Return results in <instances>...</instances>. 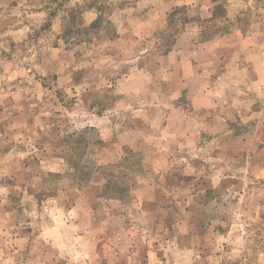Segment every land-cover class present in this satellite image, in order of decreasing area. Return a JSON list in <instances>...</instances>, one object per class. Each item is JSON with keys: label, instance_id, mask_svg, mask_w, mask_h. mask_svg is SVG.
I'll return each mask as SVG.
<instances>
[{"label": "rangeland", "instance_id": "1", "mask_svg": "<svg viewBox=\"0 0 264 264\" xmlns=\"http://www.w3.org/2000/svg\"><path fill=\"white\" fill-rule=\"evenodd\" d=\"M0 264H264V0H0Z\"/></svg>", "mask_w": 264, "mask_h": 264}, {"label": "crops", "instance_id": "2", "mask_svg": "<svg viewBox=\"0 0 264 264\" xmlns=\"http://www.w3.org/2000/svg\"><path fill=\"white\" fill-rule=\"evenodd\" d=\"M165 59V58H164Z\"/></svg>", "mask_w": 264, "mask_h": 264}]
</instances>
